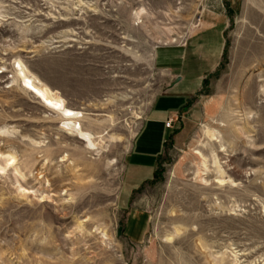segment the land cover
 <instances>
[{
  "label": "rangeland",
  "instance_id": "obj_1",
  "mask_svg": "<svg viewBox=\"0 0 264 264\" xmlns=\"http://www.w3.org/2000/svg\"><path fill=\"white\" fill-rule=\"evenodd\" d=\"M205 20L225 28L205 110L127 190L133 140L173 80L156 51ZM18 60L95 146L12 82ZM0 76V264H264V0H0Z\"/></svg>",
  "mask_w": 264,
  "mask_h": 264
},
{
  "label": "crops",
  "instance_id": "obj_2",
  "mask_svg": "<svg viewBox=\"0 0 264 264\" xmlns=\"http://www.w3.org/2000/svg\"><path fill=\"white\" fill-rule=\"evenodd\" d=\"M224 30V27L208 24L205 20L202 27L193 34L191 32L179 48L156 51V65L169 71L173 80L153 99L147 117L133 140L126 160L127 190L152 180L165 146L179 147L187 136L188 127L196 124L201 111L205 110L201 107L200 96L196 95L202 89L204 80L219 64L224 49ZM213 31H216L210 43L213 51L203 53L209 47L207 37ZM177 78L178 81L173 83ZM169 120L172 121L171 127L166 128Z\"/></svg>",
  "mask_w": 264,
  "mask_h": 264
},
{
  "label": "bare ground",
  "instance_id": "obj_3",
  "mask_svg": "<svg viewBox=\"0 0 264 264\" xmlns=\"http://www.w3.org/2000/svg\"><path fill=\"white\" fill-rule=\"evenodd\" d=\"M17 65H18V70H14L13 69L15 77L12 80V82L14 83L16 80H18V81H20V83L23 86L29 87L30 89H32L35 92V94L37 95V97H39V99H41V101L48 108H50L52 110H59L62 113V115L67 120V121H65V122L62 123V127L63 128H65L66 130L70 131L71 133H75L78 136H80L81 138H83L85 140V143H86V146L87 147H93V146H95L93 144V142H92L91 137L89 136V134L82 131L80 124L77 121H75V120H71V119H76L77 116H78V113L77 112H72V111H68V110L62 109V107L59 104V102L56 99H54V98L51 97V95L48 92V88L46 86H44L43 84H41L39 81H36V79L34 77L30 76L26 72V69L23 67V63L20 60H18ZM2 78L3 77L0 76V79H2ZM25 87H24V89H25ZM1 131L2 130H0V132ZM1 133H4V131H2ZM15 163H16V160L11 156V157L7 158V160L5 162V167H7V166H13V165H15ZM3 169L4 168H0V170H3ZM15 173L18 176H20V174L17 171H15ZM218 182L220 184L223 183V181H221V180H218ZM20 188L18 190H20ZM21 189H22V191L21 190L20 191L22 193L23 192H26V189H24V188H21ZM23 194H25V193H23ZM89 234L92 237H95V235L97 233L96 234L95 233H89ZM103 236H105V235L102 234V237ZM103 239H105V237H103Z\"/></svg>",
  "mask_w": 264,
  "mask_h": 264
},
{
  "label": "built area",
  "instance_id": "obj_4",
  "mask_svg": "<svg viewBox=\"0 0 264 264\" xmlns=\"http://www.w3.org/2000/svg\"><path fill=\"white\" fill-rule=\"evenodd\" d=\"M171 123H172L171 120L167 121L166 124H165L166 128H170L171 127Z\"/></svg>",
  "mask_w": 264,
  "mask_h": 264
},
{
  "label": "water",
  "instance_id": "obj_5",
  "mask_svg": "<svg viewBox=\"0 0 264 264\" xmlns=\"http://www.w3.org/2000/svg\"><path fill=\"white\" fill-rule=\"evenodd\" d=\"M178 81V78L177 79H175V81L173 82V83H176Z\"/></svg>",
  "mask_w": 264,
  "mask_h": 264
},
{
  "label": "trees",
  "instance_id": "obj_6",
  "mask_svg": "<svg viewBox=\"0 0 264 264\" xmlns=\"http://www.w3.org/2000/svg\"><path fill=\"white\" fill-rule=\"evenodd\" d=\"M156 177V172H154V178Z\"/></svg>",
  "mask_w": 264,
  "mask_h": 264
}]
</instances>
